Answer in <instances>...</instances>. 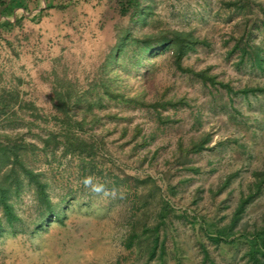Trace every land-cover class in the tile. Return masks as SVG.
<instances>
[{
	"label": "rangeland",
	"instance_id": "374dc122",
	"mask_svg": "<svg viewBox=\"0 0 264 264\" xmlns=\"http://www.w3.org/2000/svg\"><path fill=\"white\" fill-rule=\"evenodd\" d=\"M131 1L90 0L94 36L60 50L0 26L2 143L51 203L0 161L16 217L0 205V264H264V0ZM127 32L201 44L180 67L140 44L115 61Z\"/></svg>",
	"mask_w": 264,
	"mask_h": 264
},
{
	"label": "crops",
	"instance_id": "0c3cea01",
	"mask_svg": "<svg viewBox=\"0 0 264 264\" xmlns=\"http://www.w3.org/2000/svg\"><path fill=\"white\" fill-rule=\"evenodd\" d=\"M89 3L90 0H11L9 4H3L6 13L12 11L9 16L1 14L0 26L2 23L9 26L3 28L7 39H26L25 34L29 31V39L38 40L37 44L50 41L53 50H60L64 43H76L80 38L94 36L95 31L90 34V26L99 20L100 15L91 10ZM79 23L83 29L78 28Z\"/></svg>",
	"mask_w": 264,
	"mask_h": 264
},
{
	"label": "trees",
	"instance_id": "16d2710c",
	"mask_svg": "<svg viewBox=\"0 0 264 264\" xmlns=\"http://www.w3.org/2000/svg\"><path fill=\"white\" fill-rule=\"evenodd\" d=\"M131 2L137 4L138 0H132ZM2 3L0 2V5ZM155 40V42H153ZM128 44H140L138 48L143 53H150L156 54L158 52H165L167 50H170L172 54L175 57V60L177 61L178 67H180V60L186 56L190 51H194L196 46L198 44H201V41L194 38L191 34H185L181 32H171L168 36H162V37H154L153 35L144 36L141 39L133 40L131 39L129 33L127 32L121 39H119V43L116 46L114 60L117 61L119 56L123 53L124 48ZM199 77L203 78L204 81H207L202 75H198ZM57 95V99H58ZM15 101L17 102L16 98L8 91H2V96H0V123L2 121H8L16 115L15 113H10V111L13 108V105H15ZM9 138L5 135H0V161L2 163L17 166V168H20L21 175L23 178L15 177L12 180L14 190L19 189L20 185L22 184L23 180H26L28 184H31L35 187V192L37 194V201L41 204H44L45 207H47L48 210H51V203L46 193V184L42 183L39 179V174L34 173L31 170L26 169L25 164L20 160L18 155L17 147L8 146L5 145V143H2V140L7 142ZM74 141V140H72ZM67 142V148H71L74 152L81 153L85 150V146L83 143L74 141ZM197 150H201V147H199ZM13 160L12 163H10ZM12 170V169H11ZM13 171V170H12ZM11 177L9 175L5 174V176L0 177V205L3 209V219L5 221V225L7 227L12 228L14 226V221L16 220V217L13 213L12 205L8 203L9 198V192H10V182ZM0 219V233L3 231L2 223Z\"/></svg>",
	"mask_w": 264,
	"mask_h": 264
},
{
	"label": "clouds",
	"instance_id": "9594fccd",
	"mask_svg": "<svg viewBox=\"0 0 264 264\" xmlns=\"http://www.w3.org/2000/svg\"><path fill=\"white\" fill-rule=\"evenodd\" d=\"M86 183H87V181H86Z\"/></svg>",
	"mask_w": 264,
	"mask_h": 264
}]
</instances>
